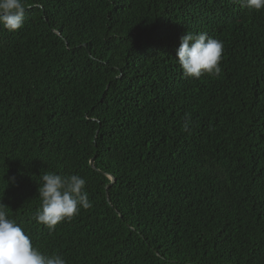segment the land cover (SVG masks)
I'll use <instances>...</instances> for the list:
<instances>
[{
    "label": "trees",
    "instance_id": "16d2710c",
    "mask_svg": "<svg viewBox=\"0 0 264 264\" xmlns=\"http://www.w3.org/2000/svg\"><path fill=\"white\" fill-rule=\"evenodd\" d=\"M24 3L22 29L0 26V203L34 246L67 264H264V10ZM187 31L223 41L218 77L183 76ZM48 171L92 202L54 231L35 219Z\"/></svg>",
    "mask_w": 264,
    "mask_h": 264
},
{
    "label": "clouds",
    "instance_id": "9594fccd",
    "mask_svg": "<svg viewBox=\"0 0 264 264\" xmlns=\"http://www.w3.org/2000/svg\"><path fill=\"white\" fill-rule=\"evenodd\" d=\"M231 2L257 12L264 10V0ZM25 12L24 0H0V26L9 32L22 29ZM223 52V41L210 37L206 32L187 31L180 37L175 58L185 78L200 79L205 74L218 77L222 71ZM190 123V115L185 114L184 131L190 130ZM39 178L41 206L35 219L50 231H54L62 221L78 216L82 209L92 207L83 177L48 171ZM0 264H67V261L61 254L42 253L25 230L9 217L8 206L0 203Z\"/></svg>",
    "mask_w": 264,
    "mask_h": 264
},
{
    "label": "water",
    "instance_id": "95a60500",
    "mask_svg": "<svg viewBox=\"0 0 264 264\" xmlns=\"http://www.w3.org/2000/svg\"><path fill=\"white\" fill-rule=\"evenodd\" d=\"M89 166H90V168L94 169L93 160H90L89 161ZM101 174H103V173H101ZM109 180H110V183L105 187V197H106L107 202H108L107 190L110 187V185L113 183V178L112 177H109Z\"/></svg>",
    "mask_w": 264,
    "mask_h": 264
}]
</instances>
